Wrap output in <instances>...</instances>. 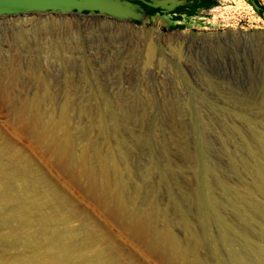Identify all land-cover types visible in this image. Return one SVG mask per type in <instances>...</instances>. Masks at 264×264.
<instances>
[{
  "label": "rangeland",
  "instance_id": "obj_1",
  "mask_svg": "<svg viewBox=\"0 0 264 264\" xmlns=\"http://www.w3.org/2000/svg\"><path fill=\"white\" fill-rule=\"evenodd\" d=\"M255 2L262 12L207 0L181 28L159 15L0 16V264L46 259V245L49 264H264ZM34 112L67 128L62 158L23 125Z\"/></svg>",
  "mask_w": 264,
  "mask_h": 264
},
{
  "label": "water",
  "instance_id": "obj_2",
  "mask_svg": "<svg viewBox=\"0 0 264 264\" xmlns=\"http://www.w3.org/2000/svg\"><path fill=\"white\" fill-rule=\"evenodd\" d=\"M259 10L255 0H249ZM187 5L186 0H0V16H11L27 13L104 16L115 21L147 22L157 9L164 15L174 14L176 7ZM196 13H182L174 26H185L197 23Z\"/></svg>",
  "mask_w": 264,
  "mask_h": 264
},
{
  "label": "bare ground",
  "instance_id": "obj_3",
  "mask_svg": "<svg viewBox=\"0 0 264 264\" xmlns=\"http://www.w3.org/2000/svg\"><path fill=\"white\" fill-rule=\"evenodd\" d=\"M29 114V117H26V121H24V126H27L25 128H28L30 127L37 135H39L40 137H47L49 136V139H48V142L47 143H53L57 145V148L55 149L56 150V155L57 157H63L65 155V151L67 149V147L69 146L70 147V141H69V138L67 136L68 134V131H67V128L63 126V131H61L62 135H64L66 137L65 140H62L60 137V134H55V132L53 133L52 132V129H49L48 128V124L47 125H44L42 123V121L40 120L39 118V115L35 114L34 112V115L32 114ZM66 121V114H65V110L62 111L61 113V116H60V122L62 124H64ZM24 129V128H23ZM55 131V130H53ZM60 132V131H59ZM58 133V132H57ZM45 138H42V141L44 140ZM51 145V146H53ZM47 146V145H46ZM51 148V147H50ZM47 149H49V147L47 146ZM19 155V154H18ZM85 155V154H84ZM60 158V159H61ZM64 159V158H63ZM66 161V160H65ZM84 162V161H83ZM85 163V162H84ZM69 165V164H68ZM68 167V166H67ZM82 169V168H81ZM83 171L85 174H88L90 175L91 172L89 170V168L87 166H83ZM0 182H2V174L0 172ZM101 186V185H100ZM14 211H15V214H17L18 216H20L21 218L23 219H26V222L27 224L30 223V216L27 215V210L25 208H21L19 206H16L14 208ZM118 212V211H117ZM117 214H120V213H117ZM132 226V225H131ZM138 229V228H137ZM136 228H134V231L136 230ZM37 237L36 235H33L32 238L30 239L32 243H37ZM95 238V239H94ZM61 241L63 242L62 244H64V236H62L61 238ZM93 240H96V237L91 234V233H88L87 237H86V242H85V245H87L88 249H87V252L89 251V249L91 248L92 246V243H93ZM39 242V241H38ZM43 250V249H42ZM45 252L47 254V258L44 259L42 258L41 254H38V252H36L37 254H35L34 257H31L30 258V261L28 260V262H20L19 264H49L52 260L55 259L56 257V250L54 249V247L52 245H46L45 247ZM64 252L66 253V255L69 257L71 252H72V249L69 248V246L65 248ZM40 253V252H39ZM42 253V252H41ZM43 255V254H42ZM83 255H85L86 257H90L86 252H83ZM27 260V259H26ZM11 262V261H10ZM12 264H15V263H12Z\"/></svg>",
  "mask_w": 264,
  "mask_h": 264
},
{
  "label": "crops",
  "instance_id": "obj_4",
  "mask_svg": "<svg viewBox=\"0 0 264 264\" xmlns=\"http://www.w3.org/2000/svg\"><path fill=\"white\" fill-rule=\"evenodd\" d=\"M195 1V0H194ZM191 3V2H190ZM192 3H195V2H192ZM191 3V4H192ZM155 13V14H154ZM152 15H151V18L149 19V20H152L153 19V17H155V16H160V17H162L163 19H164V21H165V23L167 24V25H170V26H174L175 24H176V22H177V19H182V17L180 16L182 13H187V12H185L184 10H181V9H179V10H177V11H174V14L172 13V14H169V15H164V14H160L159 12H154Z\"/></svg>",
  "mask_w": 264,
  "mask_h": 264
},
{
  "label": "flooded vegetation",
  "instance_id": "obj_5",
  "mask_svg": "<svg viewBox=\"0 0 264 264\" xmlns=\"http://www.w3.org/2000/svg\"><path fill=\"white\" fill-rule=\"evenodd\" d=\"M186 1H187V5H186V6H183V7H176V8L174 9V11H177V10L181 9V10H184L185 12L188 13V12H190V9H191V8L196 7V8H195L196 10H194L193 13H200V12H201L202 9L200 8V7H201L200 5H201L202 2H203L202 0H195V1H194V0H186ZM190 2H191V3H192V2H195V3H192V4H191ZM197 6H198V7H197ZM152 10H153V9H152ZM155 10L157 11V9H155ZM156 11H155V12H156ZM147 12L150 13L151 11H149V10L147 9Z\"/></svg>",
  "mask_w": 264,
  "mask_h": 264
},
{
  "label": "trees",
  "instance_id": "obj_6",
  "mask_svg": "<svg viewBox=\"0 0 264 264\" xmlns=\"http://www.w3.org/2000/svg\"><path fill=\"white\" fill-rule=\"evenodd\" d=\"M202 1H203L202 4H204L205 1H207V0H202ZM202 4H201V5H202ZM258 6H259V5H258ZM197 7H198V6H197ZM155 11H156L155 9H153V10L151 9V12H155ZM256 11H257V13H258V12H262V11H263V8L259 6V10H256ZM193 12H194V10H192V8H191V9H190V12H188L187 14H191V13H193ZM176 27H180V28H181V26H176Z\"/></svg>",
  "mask_w": 264,
  "mask_h": 264
}]
</instances>
